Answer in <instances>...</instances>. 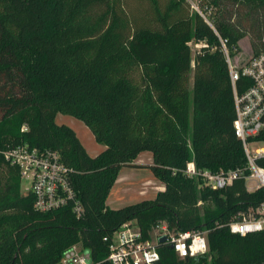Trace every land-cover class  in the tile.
Wrapping results in <instances>:
<instances>
[{
  "label": "trees",
  "instance_id": "trees-1",
  "mask_svg": "<svg viewBox=\"0 0 264 264\" xmlns=\"http://www.w3.org/2000/svg\"><path fill=\"white\" fill-rule=\"evenodd\" d=\"M197 2L199 11L186 0H0V150L56 151L83 209L36 211L0 156V264H58L74 244L110 264L109 238L129 222L145 239L162 224L205 232V254L179 258L163 243L156 264L264 261V230L239 236L227 226L264 191L247 192L243 179L211 190L183 173L188 162L216 173L246 166L224 48L232 58L244 38L251 55L264 46V0ZM57 113L83 122L103 150L90 156ZM142 152L163 190L109 208L119 172L141 168ZM256 163L264 168V157Z\"/></svg>",
  "mask_w": 264,
  "mask_h": 264
},
{
  "label": "built area",
  "instance_id": "built-area-1",
  "mask_svg": "<svg viewBox=\"0 0 264 264\" xmlns=\"http://www.w3.org/2000/svg\"><path fill=\"white\" fill-rule=\"evenodd\" d=\"M224 48V45H222ZM229 79L232 88L235 136L241 141L246 166L220 172L198 169L193 162L186 163L183 173L191 179H200L203 186L220 190L237 179H243L247 192L264 191V168L256 161L264 157V142L254 138L264 131V46L243 62L233 61L224 48ZM240 80V84H237ZM0 156L10 166L18 169L20 179L30 184L34 208L38 212H51L70 205L76 217L83 215L75 192L69 182L70 170L60 155L50 149L30 148L18 145L0 150ZM247 172V173H245ZM247 182L252 183L247 187ZM229 231L239 236L264 230V200L249 208L227 224ZM152 238H142L134 223H124L109 238L106 261L110 264H156L159 260L158 239L166 236L165 245L179 258L195 257L208 250L205 232L186 231L177 234L167 232L165 224L157 226ZM58 264H96L89 250L74 244L61 255ZM256 264H264L263 262Z\"/></svg>",
  "mask_w": 264,
  "mask_h": 264
},
{
  "label": "rangeland",
  "instance_id": "rangeland-1",
  "mask_svg": "<svg viewBox=\"0 0 264 264\" xmlns=\"http://www.w3.org/2000/svg\"><path fill=\"white\" fill-rule=\"evenodd\" d=\"M197 1L204 2V0H186V2L190 6V9L195 10V11L198 10ZM195 48L196 47L194 45H191L192 54L194 53ZM250 53L251 52H250L248 38H244L239 42V52L233 55L232 59L233 61L243 63L249 57V55H251ZM191 83H192V78L190 74L189 86H191ZM55 122L57 124H64L70 127L75 132L76 136L78 137V139L84 146L85 150H87L88 154L95 155V153H97L100 150V148L103 147L100 144L95 142L87 126L84 125V123L81 122L80 120L75 119L68 115L57 113L55 116ZM261 145L262 147H264V144H261ZM144 154H150V153L144 152ZM151 163H152V160L150 162L149 159H145L144 157H142L136 163L138 166H142L141 168L140 167L138 168L126 167L122 170L121 173H125V174L128 173L129 175L133 176V178H131V183H130L131 187L126 192H123L119 187H113L106 198V203L109 208L117 209V208L124 207L126 205L135 203L143 199L151 198L152 192L156 190L155 187L150 186L149 182L144 185L143 184L141 185V183L146 181L147 179L153 180L150 175L149 170L147 168H144V166H146L147 164H151ZM160 184L162 185V183L158 181V185ZM251 186H252V183L247 182V187H251ZM29 188H30L29 182L27 180H21L20 194L26 195L27 192L29 191ZM138 189L141 190L140 192L142 194L144 193L146 194L145 196H143V198L137 195ZM154 234L155 232L153 231L151 233V236L153 237Z\"/></svg>",
  "mask_w": 264,
  "mask_h": 264
},
{
  "label": "crops",
  "instance_id": "crops-1",
  "mask_svg": "<svg viewBox=\"0 0 264 264\" xmlns=\"http://www.w3.org/2000/svg\"><path fill=\"white\" fill-rule=\"evenodd\" d=\"M103 150V147H101L100 148V150L97 152V153H95V155H97L100 151H102ZM86 152H87V150H86ZM90 155V154H89ZM95 155H90V156H95ZM142 157H144L145 159H149V161L151 162V155L150 154H144V152H142V153H140L138 156H137V158H136V160L134 161V163L133 164H136L137 163V161H139V159L140 158H142ZM149 163V162H148ZM124 168H122L121 169V171L119 172V175H118V178H117V180L115 181V183H114V186L113 187H119L123 192H126V191H128L129 189H130V183H131V178H133V176H131V175H129L128 173L127 174H125V173H121L122 172V170H123ZM150 175H151V173H150ZM151 177H152V175H151ZM152 179L153 180H150V179H147L146 181H144V182H142L141 183V185L143 184H146V183H150L149 185L150 186H154L155 187V189L156 190H154L153 192H152V195H151V198L150 199H152L153 197H154V195L156 194V192L157 191H162L163 190V184L161 185H158V181L156 180V179H154V177H152ZM155 181V182H154ZM112 187V188H113ZM141 190L140 189H138L137 190V195L139 196V197H142L143 198V196H145L146 194L144 193V194H142L141 192H140ZM106 205H107V203H106ZM108 206V205H107Z\"/></svg>",
  "mask_w": 264,
  "mask_h": 264
},
{
  "label": "water",
  "instance_id": "water-1",
  "mask_svg": "<svg viewBox=\"0 0 264 264\" xmlns=\"http://www.w3.org/2000/svg\"><path fill=\"white\" fill-rule=\"evenodd\" d=\"M167 241V237L166 236H161L159 239H158V243L159 244H163ZM169 248H171V245H168Z\"/></svg>",
  "mask_w": 264,
  "mask_h": 264
}]
</instances>
